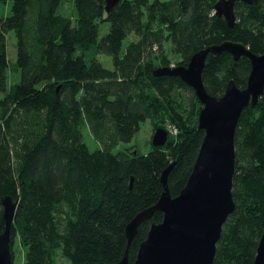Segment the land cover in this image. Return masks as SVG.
<instances>
[{
  "label": "trees",
  "instance_id": "trees-1",
  "mask_svg": "<svg viewBox=\"0 0 264 264\" xmlns=\"http://www.w3.org/2000/svg\"><path fill=\"white\" fill-rule=\"evenodd\" d=\"M73 2L72 17L58 12L63 0H11L9 14H0V233L2 198L10 196L16 203L12 264L13 243L23 253L21 264L118 262L127 223L157 202L160 175L171 162L167 186L171 196L180 192L204 135L193 90L179 76L154 70L186 66L196 51L223 41L264 53V0L236 1L232 27L214 12L216 0H119L109 13L104 0ZM102 22L109 28L98 39ZM9 31L16 38L13 62L6 50ZM165 43L178 56L173 64ZM99 54L111 58L112 69ZM250 68L246 56L209 52L204 88L220 96L230 79L244 87ZM18 70L15 81L10 74ZM146 119L153 131L168 122L177 132H168L162 146L150 140L145 154L134 145L112 151L130 143ZM82 126L96 149L84 143ZM234 148L235 206L212 264H252L264 228V91L254 107L241 111ZM162 217L156 209L138 225L130 262Z\"/></svg>",
  "mask_w": 264,
  "mask_h": 264
},
{
  "label": "water",
  "instance_id": "water-1",
  "mask_svg": "<svg viewBox=\"0 0 264 264\" xmlns=\"http://www.w3.org/2000/svg\"><path fill=\"white\" fill-rule=\"evenodd\" d=\"M118 1L104 0L106 13ZM236 1L252 4L258 0H216L214 12L222 16L229 27L235 23ZM221 51H228L235 60L246 56L251 68L244 87L230 79L223 94L214 96L204 88L202 70L207 54ZM154 74L179 76L193 90L201 104L197 123L204 135L184 187L176 196H171L167 186V175L174 164L171 162L160 175L163 191L157 202L138 212L125 226L126 248L122 258L113 264H212L223 223L235 206L231 193L235 127L241 111L248 105L254 107L264 91V53L254 54L242 43L223 41L196 51L186 66L158 67ZM167 136L165 128L158 127L151 136V144L162 146ZM2 208L4 229L0 233V264H12L10 227L16 203L10 196H4ZM156 209L162 212V220L150 225L135 259L130 262L128 247L136 229ZM252 264H264V228Z\"/></svg>",
  "mask_w": 264,
  "mask_h": 264
},
{
  "label": "rangeland",
  "instance_id": "rangeland-1",
  "mask_svg": "<svg viewBox=\"0 0 264 264\" xmlns=\"http://www.w3.org/2000/svg\"><path fill=\"white\" fill-rule=\"evenodd\" d=\"M10 6H11V0H8L6 2V4L0 6V14H3L4 16L9 14L10 11ZM58 12L65 15V16H69L72 17L75 15V7H74V2L73 0H63V4L61 6H59L58 8ZM109 25L107 22H102L100 23L99 26V32H98V39H100L108 30ZM129 38V37H128ZM127 39H124L123 41V48L125 47L126 43H127ZM130 38H133V36H131ZM15 43H16V38H15V34L13 31H9L6 34V50H7V56L9 61L13 62L15 61L16 58V48H15ZM169 43H165L164 44V49L165 51H167L172 59V64L175 63L176 59H177V55L174 53H170L169 52ZM97 59L101 62V64L109 69H112V62H111V58L107 55L104 54H99L97 56ZM170 67H175V66H170ZM11 77H14L15 81H18L20 78V71H16L15 76L14 74H10ZM1 97V95H0ZM167 124H171V123H166L165 127H167ZM82 131V139L84 141V143L88 146V148L90 150H94L96 149L99 144L98 142L89 134L88 129L86 128V126H82L81 128ZM153 129H152V125L150 123L149 119H146L144 121H142L140 123V128L139 130L135 133V135L133 136L132 140L130 143L125 144V143H120L119 145H117L116 147H114L112 149L113 152H116L117 150H121L123 148H125L126 146H130V145H134L137 147L138 150H140V152L142 153H147L150 150V140H151V136L153 134ZM15 242V241H14ZM14 246H16L14 255H13V261L14 264H21L22 259H23V253L21 251V248L18 247V245L16 243H13ZM58 261H60L62 264H66L67 262L61 258L58 259Z\"/></svg>",
  "mask_w": 264,
  "mask_h": 264
},
{
  "label": "built area",
  "instance_id": "built-area-1",
  "mask_svg": "<svg viewBox=\"0 0 264 264\" xmlns=\"http://www.w3.org/2000/svg\"><path fill=\"white\" fill-rule=\"evenodd\" d=\"M165 128L170 134H176V132H177L176 128L171 124H167V127H165Z\"/></svg>",
  "mask_w": 264,
  "mask_h": 264
}]
</instances>
